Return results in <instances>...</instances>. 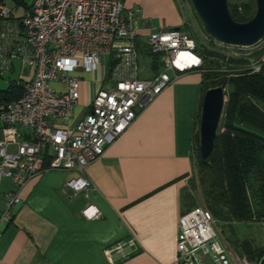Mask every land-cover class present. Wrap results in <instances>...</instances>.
I'll return each instance as SVG.
<instances>
[{"label": "built area", "instance_id": "built-area-1", "mask_svg": "<svg viewBox=\"0 0 264 264\" xmlns=\"http://www.w3.org/2000/svg\"><path fill=\"white\" fill-rule=\"evenodd\" d=\"M19 8L0 4V78L12 73L17 63L16 81L22 85L21 96L0 107V181L8 179L20 188L44 170L73 171L76 175L66 185L74 196L90 186L85 167L179 76L204 72L203 59L181 27H155L141 17L139 7H125L122 0H32ZM143 30L149 31L147 36ZM137 42L158 58L157 73L140 77L143 57ZM260 67L250 61L252 72ZM25 69L31 71L27 80ZM79 71L97 73L99 87L85 116L72 128L69 122L81 91ZM52 83L60 86L53 88ZM46 158L49 163L44 165ZM2 196L3 217L19 199L15 192ZM81 214L87 220L100 216L91 204ZM255 222L264 231V219ZM228 223H219L200 205L183 213L177 225L176 262L262 264L264 255L250 261L225 245L222 227ZM134 246L133 238L118 241L105 256L115 264L114 256L127 259Z\"/></svg>", "mask_w": 264, "mask_h": 264}, {"label": "crops", "instance_id": "crops-1", "mask_svg": "<svg viewBox=\"0 0 264 264\" xmlns=\"http://www.w3.org/2000/svg\"><path fill=\"white\" fill-rule=\"evenodd\" d=\"M150 1L124 0V6L141 4V17L148 19ZM158 1L168 9L169 21L155 27H181L174 3ZM14 72L15 66L9 74ZM24 74L27 80L31 71L25 69ZM88 74L89 81L81 78L72 128L85 116L99 87L97 73ZM201 78L199 71L179 76L139 112L103 155L85 167L90 181L86 191L72 195L66 183L75 177L73 171L44 170L20 188L1 180L2 200L3 193L15 192L19 201L8 215H0V264H110L105 250L130 238L135 240L130 256H114L115 264H178V219L192 204L185 195L194 170ZM2 127L0 121V139ZM90 204L100 212L95 220L81 214Z\"/></svg>", "mask_w": 264, "mask_h": 264}, {"label": "trees", "instance_id": "trees-1", "mask_svg": "<svg viewBox=\"0 0 264 264\" xmlns=\"http://www.w3.org/2000/svg\"><path fill=\"white\" fill-rule=\"evenodd\" d=\"M122 2L124 4V0ZM0 4L26 6L23 0H0ZM227 5L230 16L236 22H246L255 13L252 3ZM137 48L142 57L149 58L151 71L157 73L161 68L158 58L145 52L138 42ZM196 52L203 59L204 69L201 73L200 106L207 89L217 86L228 88L213 150L205 160L200 158L198 136L193 141V169L196 168L198 174L202 206L219 223L248 225L264 219V62L261 60L264 46L252 54L254 62L261 66L258 72H252L250 62L243 58L226 59L235 65L233 68L226 63L223 66L218 60H224V57L203 46L196 48ZM21 94V82L9 81L5 89H0V107ZM48 163L46 158L44 164ZM191 181L190 188L194 189ZM190 191L185 198L192 204L185 212L199 206ZM231 244L235 252L244 254L250 261L264 255V247L254 246L249 241Z\"/></svg>", "mask_w": 264, "mask_h": 264}, {"label": "rangeland", "instance_id": "rangeland-1", "mask_svg": "<svg viewBox=\"0 0 264 264\" xmlns=\"http://www.w3.org/2000/svg\"><path fill=\"white\" fill-rule=\"evenodd\" d=\"M25 4H30L32 0H23ZM161 1V0H160ZM174 3L175 9L177 14L179 15L180 19L183 21L181 29L189 35L195 42L196 48L200 49L201 46L206 48L209 51L215 52L216 54L224 57V60H218L219 63H222L223 66H232L234 68V64H230L226 61V59H245L248 62L254 61V58L252 57V54L261 49L264 46V38L258 42L257 44L250 46V47H231L224 45L220 42H217L207 36V34L202 29L199 20L197 19L196 14L194 13L193 7L191 5L190 0H170ZM158 0H151L147 5V12L149 16L148 19L151 20V23L154 26L160 25V23H167L166 21H169L168 15V9L165 7H162L160 5ZM227 3L233 5V4H241V3H252V5H255V0H227ZM133 6L139 7L141 4L134 3ZM142 6V5H141ZM21 11V7L19 8ZM143 35L147 36L148 32L142 33ZM215 58H212L214 60ZM146 58H141L139 60V75L141 78H145L151 71L149 68V65L147 64ZM226 63V64H225ZM15 66V72L13 74H9V76H4L3 78H0V89H5L7 86V82L10 81H16L17 74H18V64L14 63ZM231 68V67H227ZM152 72V71H151ZM76 75H78L80 78H85L87 81L91 79V76L89 74H83L82 71L76 72ZM9 78V80H8ZM59 84L52 83L51 87L57 88L59 87ZM227 93L228 88L225 87V100L227 101ZM199 120H200V111L196 118L195 123V137L198 136V129H199ZM193 157V161H194ZM193 187L191 188V193L195 197V199L198 201V204L200 206H204L202 196L200 193V187L198 186V174L196 168L193 170ZM189 185V184H188ZM231 225V226H229ZM222 237L224 239L225 245L231 250L234 251V246L231 244V242L240 243L244 240L249 241L252 243V245L257 247H264V231L261 226H259L256 222H251V224H230L228 223L227 227L222 228ZM205 264H212L209 259L205 260Z\"/></svg>", "mask_w": 264, "mask_h": 264}, {"label": "water", "instance_id": "water-1", "mask_svg": "<svg viewBox=\"0 0 264 264\" xmlns=\"http://www.w3.org/2000/svg\"><path fill=\"white\" fill-rule=\"evenodd\" d=\"M204 32L213 40L231 47H250L264 38V0H255V13L246 22L230 16L227 0H190ZM176 30L179 27L175 28ZM225 88L207 89L202 97L198 129L200 158L212 152L224 110Z\"/></svg>", "mask_w": 264, "mask_h": 264}]
</instances>
